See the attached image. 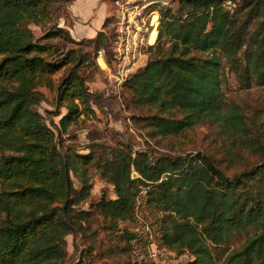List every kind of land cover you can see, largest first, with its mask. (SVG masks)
<instances>
[{
    "label": "trees",
    "instance_id": "16d2710c",
    "mask_svg": "<svg viewBox=\"0 0 264 264\" xmlns=\"http://www.w3.org/2000/svg\"><path fill=\"white\" fill-rule=\"evenodd\" d=\"M58 2L0 0V264H66L64 239L81 227L78 207L91 195L94 173L115 193L96 209L116 223L135 220L145 189L146 203L162 214V244L193 257L186 264H218L224 257L221 264H264V164L226 177L208 156L152 159L103 135L86 154L60 142L82 116L95 113L93 94L78 72L89 56L50 43H76L54 24ZM233 2L179 0L177 11L159 10L157 43L123 87L135 106L157 111L143 118L154 135L177 136L211 120L228 127L242 147L257 146L245 139L244 118L224 101L221 82L225 60L246 86L264 85V1L255 0L253 23L239 18ZM111 18L112 31H104L107 18L89 40L95 60L101 48L111 53ZM33 27L47 30L37 37ZM40 87H56L55 103L66 110L59 126L37 109L45 100ZM249 230L255 232L240 248L223 249Z\"/></svg>",
    "mask_w": 264,
    "mask_h": 264
},
{
    "label": "rangeland",
    "instance_id": "374dc122",
    "mask_svg": "<svg viewBox=\"0 0 264 264\" xmlns=\"http://www.w3.org/2000/svg\"><path fill=\"white\" fill-rule=\"evenodd\" d=\"M58 1L54 24L59 27L64 21L67 25L73 23L68 12L70 3H66L71 0ZM245 1H254V3L246 6ZM104 2L109 19L104 31L110 33L113 29L111 18L113 9L109 0ZM255 4V0H234L231 8L235 7V11L241 10L239 18L243 22L253 23ZM163 7L177 11L179 0H169L167 5L158 4V12ZM46 30L33 27L37 37L43 36ZM50 43L64 51L74 49L89 56L88 61L79 68L78 72L84 77L89 92L93 94L95 116L88 118L82 116L76 125L69 128L68 134L60 138L61 143L74 147L79 154L88 153L86 147L98 142L103 135L105 141L112 145H130L134 151L149 153L152 159L185 156L197 159L199 155L208 156L226 177L240 175L264 164V85L246 86L242 81L241 73L231 68L225 60H223L221 82L224 101L238 107L246 124L245 139L256 141L260 150L257 146L252 149L242 147L228 127L211 120L196 124L177 136L154 135V129L143 118L155 115L157 111L135 106L131 93L126 88L121 89L119 93L113 90L94 59L95 53L88 39H81L75 44H66L59 39ZM63 74L64 72L61 71L56 75L57 83ZM39 91L44 94L45 100L37 109L48 119L49 124L53 121L59 126V121L66 110L55 103L56 87L53 89L40 87ZM59 113L60 115L57 116ZM173 118L179 120L181 115L175 113ZM71 177L74 189L79 190L80 180L73 174ZM132 177L137 176L133 173ZM91 184L90 197L78 207L84 215L81 227L66 235L64 239L66 264H186L193 259L189 254H180L164 247L161 241L162 214L146 203L145 189L140 195L135 220L116 223L110 217L103 215L100 209H96L97 203L102 199L115 198L114 188L95 173ZM254 232L249 230L234 235L223 245V249L231 251L240 248L246 242L248 234ZM216 251L214 249V252ZM224 259L225 257L218 264L223 263Z\"/></svg>",
    "mask_w": 264,
    "mask_h": 264
},
{
    "label": "built area",
    "instance_id": "2783aa9c",
    "mask_svg": "<svg viewBox=\"0 0 264 264\" xmlns=\"http://www.w3.org/2000/svg\"><path fill=\"white\" fill-rule=\"evenodd\" d=\"M168 3L169 0H113L115 24L111 53L99 49L96 61L116 93L146 66L150 49L158 40L157 5Z\"/></svg>",
    "mask_w": 264,
    "mask_h": 264
},
{
    "label": "crops",
    "instance_id": "0c3cea01",
    "mask_svg": "<svg viewBox=\"0 0 264 264\" xmlns=\"http://www.w3.org/2000/svg\"><path fill=\"white\" fill-rule=\"evenodd\" d=\"M68 12L73 23L67 25L64 21L65 23L59 24V27L66 29L76 41L94 39L103 29L107 19L104 0H72L68 6ZM60 20L62 19L60 18Z\"/></svg>",
    "mask_w": 264,
    "mask_h": 264
}]
</instances>
